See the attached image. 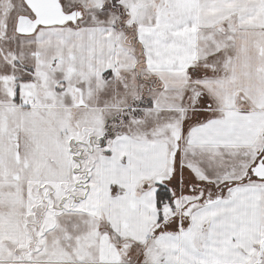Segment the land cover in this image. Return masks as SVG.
Instances as JSON below:
<instances>
[{
  "label": "snow or ice",
  "instance_id": "obj_1",
  "mask_svg": "<svg viewBox=\"0 0 264 264\" xmlns=\"http://www.w3.org/2000/svg\"><path fill=\"white\" fill-rule=\"evenodd\" d=\"M0 264H264V0H0Z\"/></svg>",
  "mask_w": 264,
  "mask_h": 264
}]
</instances>
